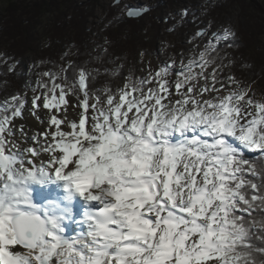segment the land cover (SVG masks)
Listing matches in <instances>:
<instances>
[{
  "label": "snow or ice",
  "instance_id": "obj_1",
  "mask_svg": "<svg viewBox=\"0 0 264 264\" xmlns=\"http://www.w3.org/2000/svg\"><path fill=\"white\" fill-rule=\"evenodd\" d=\"M234 37L123 86L69 62L0 101V264H264V97L223 77Z\"/></svg>",
  "mask_w": 264,
  "mask_h": 264
},
{
  "label": "rangeland",
  "instance_id": "obj_2",
  "mask_svg": "<svg viewBox=\"0 0 264 264\" xmlns=\"http://www.w3.org/2000/svg\"><path fill=\"white\" fill-rule=\"evenodd\" d=\"M71 1V14H78L83 10L84 15L89 16L85 20V23H87L86 29L90 36V44L87 46L93 45V49L85 46L84 50H81L83 48L81 44L76 45L72 39L71 46L74 49L77 46L75 52L78 49L79 52L75 53L73 51L74 55L71 54V62L81 66L83 56L88 57L90 55L89 51H96L98 55L108 52L110 55L106 60H103L104 62L96 60L97 65H94L93 61L89 62L88 65L91 66V69L99 68L102 73L105 69L109 72L113 69L120 71V75L117 77L107 74L99 76L95 85L97 88L104 87L106 83L111 84L113 87L123 86L124 77L129 74L135 77L146 76L149 67L154 70L161 61H167L170 57H175L177 62L181 58L187 61L193 56L194 52L198 53L203 49L207 40L211 39L212 33L220 32L225 27L230 28L235 33L234 39L237 40V43L245 41L246 38L248 39V34L251 33L254 27L264 30V0ZM7 2L8 0H0V17L4 14ZM128 9H146V11L139 17L130 18L126 15ZM185 10H187V15L182 17ZM138 18L140 21L137 20ZM53 19V15H46L43 18V27L50 25ZM126 20H129V23L125 22ZM170 28L174 29L171 33L166 31ZM260 29H257V31ZM138 30L139 34L144 36V32L147 34L145 40H143L144 42H142L143 45L132 43L129 38L130 33L134 34L136 32L138 34ZM199 31H204L206 36L194 39ZM67 37H65V40L70 39V37ZM259 40L263 42L264 38L259 37ZM256 42H258V39ZM165 45H168V47H165ZM197 45L199 47H196ZM236 45L233 48L223 47L224 50L222 49L221 56H227L224 61L225 64L230 60V56H237L240 47H238V44ZM258 48L260 49V47ZM227 49L229 50L225 52ZM65 50H67L66 47H64L63 52H67ZM142 52L145 53L143 57L141 56ZM1 53L0 50V56ZM47 55L51 56V64L43 63L42 60L44 59H41L42 56L38 54L31 53L25 56L22 61L24 66L22 69L25 70L20 78L22 83L21 93L27 92L30 97L32 95L30 89L36 87V81L40 79V73L47 70L55 71L59 67L60 64L56 63L58 52L48 53ZM108 58L110 60H107ZM74 59L79 62H75ZM106 61H109L110 65H106ZM236 64L234 63L230 68H224V78L229 74H233ZM44 65L48 66L45 70ZM41 68L44 71H41ZM22 69L18 70L22 72ZM254 70L258 72L259 66H256ZM236 71H238V74L234 75L237 79L243 81L245 87L250 86L257 98L264 97V92L260 94L262 88L258 86L261 79L255 77L252 72L246 73L243 66L241 69H236ZM1 84L3 86H0V101H3L11 95L2 88L4 87L7 91V88L12 87L13 82L9 80ZM27 125L29 126V124Z\"/></svg>",
  "mask_w": 264,
  "mask_h": 264
},
{
  "label": "trees",
  "instance_id": "obj_3",
  "mask_svg": "<svg viewBox=\"0 0 264 264\" xmlns=\"http://www.w3.org/2000/svg\"><path fill=\"white\" fill-rule=\"evenodd\" d=\"M71 2V0H8L4 14L0 17V50L2 51L1 56L6 57L10 64H16V70L14 73L6 72V65L0 64V86H3L2 82L9 80L13 82L12 87L7 88V91L4 87L2 90H5L10 95L21 93L22 89L20 88L22 83L20 82V78L23 76L25 70L22 69L24 67L22 61L27 54L41 55V59H44L42 60L43 63L51 64V56L47 54L58 52L56 63L60 64L59 66H63L71 62V54H73V51L75 52L77 47L74 49L71 46L72 39L76 45L78 43L81 44L83 47L81 50H84L85 46L92 48L93 45L87 46L90 44V36L86 29L87 23H85V20L89 16H85L83 10L78 14H71ZM48 14L53 15L54 19L50 25L43 27V18ZM125 22L129 23V20ZM117 24L119 25V23ZM257 29L260 28L254 27L251 33L248 34L249 38L244 39L245 41H239V43H237V40L235 41L240 49L237 56H230L229 59L237 63L233 74L237 75L238 71L236 69H241L243 66L246 69V73L252 72L255 77L259 80L261 79L258 84L262 88L260 90L261 94L264 92V40L261 42L259 37L264 38V30L262 31L261 28L257 31ZM139 33L138 30V34L136 32L134 34L130 33V37H128L132 43L143 45L142 42H144L143 40H145L147 34L144 32V36ZM118 36L120 37V35ZM65 37H70V39L65 40ZM257 39L258 42H256ZM64 47L67 48L65 50L67 52H63ZM228 50H225V52ZM78 52L79 49L75 53ZM89 53L88 57L83 56L81 64V67L86 69H91V66L88 65L89 62L93 61L94 65H97L95 63L96 60H106L110 55L108 52H104L101 55H98L96 51H89ZM74 60L75 62H79L77 59ZM107 60L110 59L108 58ZM105 64L110 65L109 61H106ZM256 66H259L258 72L254 70ZM47 67L44 65V70ZM43 68H41V71H44ZM18 69H22V72ZM240 73L244 74L243 72Z\"/></svg>",
  "mask_w": 264,
  "mask_h": 264
},
{
  "label": "bare ground",
  "instance_id": "obj_4",
  "mask_svg": "<svg viewBox=\"0 0 264 264\" xmlns=\"http://www.w3.org/2000/svg\"><path fill=\"white\" fill-rule=\"evenodd\" d=\"M255 53V52H254ZM244 57V56H243ZM6 70V69H5ZM7 72V71H6ZM11 77V76H10ZM26 123L27 124H29V127H32V128H35V127H38V124H37V121L35 120V118L34 117H32V116H30V115H28L27 113H26Z\"/></svg>",
  "mask_w": 264,
  "mask_h": 264
},
{
  "label": "water",
  "instance_id": "obj_5",
  "mask_svg": "<svg viewBox=\"0 0 264 264\" xmlns=\"http://www.w3.org/2000/svg\"><path fill=\"white\" fill-rule=\"evenodd\" d=\"M143 12H144V11H142V14H143ZM142 14H141V15H142ZM126 15H127V14H126ZM139 16H140V15H139ZM139 16H137V17H139ZM127 17H129V16L127 15ZM131 18H136V17H131Z\"/></svg>",
  "mask_w": 264,
  "mask_h": 264
}]
</instances>
